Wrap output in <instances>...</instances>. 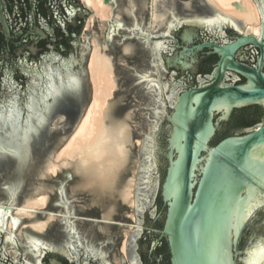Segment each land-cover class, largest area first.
I'll return each mask as SVG.
<instances>
[{"label": "water", "instance_id": "obj_1", "mask_svg": "<svg viewBox=\"0 0 264 264\" xmlns=\"http://www.w3.org/2000/svg\"><path fill=\"white\" fill-rule=\"evenodd\" d=\"M253 1L264 19L258 7L264 0ZM105 3L116 4L111 21L101 24L87 8L76 39L54 38L50 49L43 43L35 52H17L15 59L21 64L16 73L0 68V84L9 70L7 96L20 111L18 118L13 113L17 136L24 135L30 96L31 103L42 98L51 105L43 113L46 123L39 136L30 134L26 147L32 162L18 171L17 157L0 160V264H99V257L106 260L103 264H138L128 248L137 241L134 251L140 255L148 224L158 235L155 247L166 243L170 264H247L253 259L249 252L258 249L264 233V192L245 162L250 157L264 162V120L243 134L216 137L235 112L255 107L264 111V34L261 39L243 34L246 23L207 0H155V8L153 0ZM217 12L223 19L200 23L216 20ZM0 20L10 42L1 0ZM99 33L107 35L104 44L111 50L107 54L117 87L104 113L110 109L112 122L128 125L126 160L112 190L103 196L85 190L73 162L56 163V154L66 145L62 142L71 138L69 125L78 127L72 124L78 110L85 115L93 99L88 65L92 38ZM34 35L48 38L40 30ZM248 47L258 51L251 58L246 55L256 62L253 66L244 58L237 60ZM205 56L218 59L211 73L203 72ZM69 74L81 81L79 95L50 96ZM0 92L7 94L4 87ZM0 114L5 117L0 119L2 156L4 149L12 150L4 137L13 132V124L5 127L3 108ZM59 117L65 120L52 127ZM50 161L57 168L55 174H45ZM246 184L256 189L251 196ZM41 196L46 201L35 205L34 215L22 211ZM249 203L253 213L245 221L241 217ZM13 220L18 223L13 225ZM229 238L235 241V251ZM221 245L227 246L226 255ZM154 249L158 257L166 246Z\"/></svg>", "mask_w": 264, "mask_h": 264}, {"label": "snow or ice", "instance_id": "obj_2", "mask_svg": "<svg viewBox=\"0 0 264 264\" xmlns=\"http://www.w3.org/2000/svg\"><path fill=\"white\" fill-rule=\"evenodd\" d=\"M207 3L213 8H217L219 6L220 0H207ZM151 6L155 8V0H153V4ZM229 7H231L234 12L243 13L251 17V13L245 12L243 6H240L239 4H229ZM258 7L260 8L262 17H264V2L259 3ZM215 15L216 20H201L200 23L211 25L216 23L218 20L223 19V17L218 12ZM161 19L163 18L161 17ZM224 23L227 24L229 21L224 20ZM249 34H251V30H249ZM262 34H264V19L261 20V31L257 32L256 35L257 37H261ZM108 39H111V37H108ZM157 48H159V45H157ZM145 79H147V77H145ZM46 86L48 88H52L50 84ZM81 88V81L75 76L69 74L67 75L66 79L61 80L57 88L52 89L49 95L57 98L76 96L79 95ZM0 96H3L5 101V103L0 104V108H3L4 112L6 113L5 127H7V123L9 122L13 124V132H5L4 137V139L8 141V144L11 145L12 150L4 149L3 155L0 156V160L6 158L9 155L17 157L20 161L18 168V171H20L32 162V157L26 146L29 143L30 134H35V137L33 138L39 136V130L42 129L46 123L43 113L47 112L51 108V105L45 103L42 98H35V102L31 103L34 98L30 96L28 98L30 103L25 105V107L28 109V115L23 121V123L26 125V127L23 129L24 135L23 137H19L16 135L17 129L15 126L17 120L13 118V113H15L16 117L18 118L20 116V111L17 109L14 102L9 101V97L5 93L0 92ZM42 96L43 93L40 94V97ZM21 104H23V100L21 101ZM41 105H43V107H41ZM85 111L91 113L92 109L86 106ZM77 116L78 118L74 120L72 124L78 125V127L73 128L71 125H69L70 131L68 133V135L71 136L70 143L72 145V150L80 154L73 162L76 176L81 180L80 173H83L90 168L93 169L96 177L102 182V187L105 193H107L113 188L118 168L121 167L126 160L127 153L124 145L127 142V122H112L110 109L108 112L102 114L99 121L93 120L90 115L86 116L82 112H79V110ZM4 118V115L0 114V119ZM81 119L83 122H81ZM33 124H35V126H33ZM149 139H151V136ZM68 142L69 141L66 140L62 143ZM113 147L115 149V153L114 157L110 159V156H112L110 149ZM97 153H99V155H97ZM61 156H63V152L61 153ZM150 158L151 157H149V159ZM106 159L107 163L105 162ZM245 168L249 172L252 180L255 181L259 191L264 192V162H254V159L250 157L245 162ZM56 171L57 168L54 166V163L50 161L45 174H55ZM95 183L96 181L93 180V183L87 188L84 187L85 190L91 189ZM243 187L249 189V196H251L252 192L256 191V189H252L250 185L247 184L243 185ZM13 193L15 194V190H13ZM125 196L127 197V193H125ZM240 199L243 200L245 197L240 196ZM44 201H46V197L41 196L39 201H32L29 205H26L25 209H22V211H26L27 213L34 215L38 211L35 205ZM261 207H264V204H262ZM252 213L253 210L251 208V204L249 203V205L245 207L241 219L246 221L247 218L252 216ZM50 219L55 218L50 217ZM17 223V220L12 221L13 225H16ZM64 223L69 225L70 230L71 221L67 216L64 218ZM261 238V245L258 247V249H253L251 252H249V256H251L253 259L248 261L247 264H264V233H261ZM228 245H230L232 250L235 251L234 240L229 238ZM221 251L226 255L227 246L221 245Z\"/></svg>", "mask_w": 264, "mask_h": 264}, {"label": "flooded vegetation", "instance_id": "obj_3", "mask_svg": "<svg viewBox=\"0 0 264 264\" xmlns=\"http://www.w3.org/2000/svg\"><path fill=\"white\" fill-rule=\"evenodd\" d=\"M1 2L3 6V14L11 33V41L9 42L6 39L5 31L0 20V68H9L14 73L20 71L19 65L21 64V60L18 62V60L15 59L17 52L23 53L24 50L35 52L37 51L36 47L43 43H46V47L50 49L51 45H55L54 38L65 39L71 37L72 39H76L78 32L83 27L84 19L88 15L87 7L79 0H1ZM38 30L43 31L48 38L41 39L40 37L35 36L34 34L37 33ZM72 46H75V43L72 44ZM208 52L209 51L206 50L204 54H207ZM255 52L258 53L255 48L248 47V49H244L237 54V60L244 58L246 64L253 66L256 62L252 63L246 58V55L251 58ZM240 53H242V56H239ZM258 57L259 55H257L256 59H258ZM217 60L218 59L215 56H205L202 63L203 65H206V68L203 72H213V66ZM23 75L24 73H19L20 77L25 78ZM201 75L207 77L210 74ZM8 78L9 70L3 75L0 84V87L5 88V92H7L6 95H8V90L5 86L6 82H8ZM186 81L190 82L191 79ZM0 100H4V97L2 96ZM240 112L241 111L235 112L228 123L221 125L216 140L231 135L243 134L249 129L256 127L264 120V118H262L249 126H241L238 127L237 130H232L231 128L234 123V118ZM143 230L146 231V241L140 246V255H136V251H134V249L138 247L137 241L130 242V244H133L134 246L131 248L129 245V257H136L138 264H170L167 245L164 241L158 243L156 247L165 244L166 249L161 251V254L158 257H154L156 250L154 248H156L155 244L158 241V235L153 233V230L155 229L148 224ZM154 234L157 238L152 240V235ZM148 247L150 253L147 254L146 251ZM84 254L86 255L85 252ZM120 254L122 253L120 252ZM89 257L92 259L94 258L91 255L86 256L87 259ZM66 260L69 262L68 259ZM96 262L103 264L106 260H101L99 257L96 258ZM125 264H128V262Z\"/></svg>", "mask_w": 264, "mask_h": 264}, {"label": "bare ground", "instance_id": "obj_4", "mask_svg": "<svg viewBox=\"0 0 264 264\" xmlns=\"http://www.w3.org/2000/svg\"><path fill=\"white\" fill-rule=\"evenodd\" d=\"M82 3L87 8L93 10L95 16L100 19L101 24L111 21L115 3L106 4L105 0H82ZM229 4L243 6L245 12L251 13V17L243 13L234 12L229 7ZM217 9L246 23L247 26L243 34H249V30H251V34L257 37L256 33L261 31L260 12L253 0H220ZM258 38L261 39V37ZM92 46L93 50L88 65L90 81L93 87V99L89 106L92 111L91 113L86 112L85 115H90L93 120L99 121L102 114L109 107V101L114 96L116 83L112 60L105 54L106 47H103L97 39L94 40ZM70 141L71 138L56 154L57 164H60L64 159L67 161L76 160L80 155L78 152L72 150ZM62 152L63 156H61Z\"/></svg>", "mask_w": 264, "mask_h": 264}, {"label": "trees", "instance_id": "obj_5", "mask_svg": "<svg viewBox=\"0 0 264 264\" xmlns=\"http://www.w3.org/2000/svg\"><path fill=\"white\" fill-rule=\"evenodd\" d=\"M264 118V111L258 107L242 110L234 118L232 127L249 126Z\"/></svg>", "mask_w": 264, "mask_h": 264}, {"label": "clouds", "instance_id": "obj_6", "mask_svg": "<svg viewBox=\"0 0 264 264\" xmlns=\"http://www.w3.org/2000/svg\"><path fill=\"white\" fill-rule=\"evenodd\" d=\"M110 151L112 153V156H110V159H111V158L114 157V153H115L114 147L111 148ZM80 175H81V180H82L83 185H84L85 188H87L90 184L93 183V180H95L96 183L91 189H89L90 191H92V192H94V193H96L98 195H101V196L110 193V191L105 193V191H104V189L102 187V182L96 177V174H95L93 169L90 168L89 170H87V171H85L83 173H80Z\"/></svg>", "mask_w": 264, "mask_h": 264}, {"label": "rangeland", "instance_id": "obj_7", "mask_svg": "<svg viewBox=\"0 0 264 264\" xmlns=\"http://www.w3.org/2000/svg\"><path fill=\"white\" fill-rule=\"evenodd\" d=\"M81 1V3H82V0H80ZM115 7H116V5H115ZM115 7H114V9H115ZM98 20H100L98 17H96ZM101 23V22H100ZM99 41V43L103 46V47H106V49H105V54L110 58V56L107 54L108 52H111V50H110V48H109V46L107 45V44H104L105 42H106V38H107V35H105V34H102V33H99V34H95L94 36H93V38H92V41H91V47H93L92 45H93V42H94V40H96V39ZM111 59V58H110ZM113 64V63H112ZM114 66V65H113ZM114 74H115V78H116V73H115V69H114ZM117 91V87H116V89H115V92ZM113 99H115V95L111 98V100H113ZM110 100V101H111ZM60 118L61 119H63V120H65V118L64 117H59V118H57L54 122H53V124H52V127H54L56 124H57V122L60 120ZM75 160H73V161H70V162H74Z\"/></svg>", "mask_w": 264, "mask_h": 264}]
</instances>
